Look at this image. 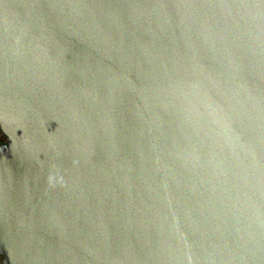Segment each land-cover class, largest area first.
I'll return each instance as SVG.
<instances>
[{"label":"water","instance_id":"95a60500","mask_svg":"<svg viewBox=\"0 0 264 264\" xmlns=\"http://www.w3.org/2000/svg\"><path fill=\"white\" fill-rule=\"evenodd\" d=\"M2 264H264V0H0Z\"/></svg>","mask_w":264,"mask_h":264},{"label":"flooded vegetation","instance_id":"af4514ba","mask_svg":"<svg viewBox=\"0 0 264 264\" xmlns=\"http://www.w3.org/2000/svg\"><path fill=\"white\" fill-rule=\"evenodd\" d=\"M4 142H7V138L0 129V143H4ZM2 262H3V255L0 254V264H2Z\"/></svg>","mask_w":264,"mask_h":264}]
</instances>
